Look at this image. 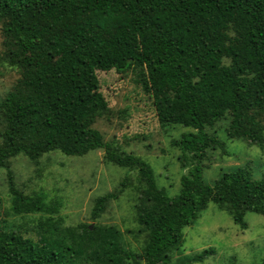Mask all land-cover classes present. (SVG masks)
<instances>
[{"label":"trees","instance_id":"16d2710c","mask_svg":"<svg viewBox=\"0 0 264 264\" xmlns=\"http://www.w3.org/2000/svg\"><path fill=\"white\" fill-rule=\"evenodd\" d=\"M0 39V76L17 74L0 98V169L17 156L102 150L105 163L137 173L133 209L144 235L137 254L123 248L112 226H66L57 199L22 193L8 170L10 212L38 218L34 238L0 230V264H170L183 229L211 202L241 230L246 213L264 218V172L258 179L225 172L210 186L200 168L208 149H223L206 131L218 123L225 122L228 139L264 146V0H0ZM111 70L133 74L162 127L192 129L171 141L185 171L172 198L146 161L93 128L110 113L96 73ZM127 180L95 198L91 220ZM210 252L178 264L202 262Z\"/></svg>","mask_w":264,"mask_h":264},{"label":"rangeland","instance_id":"374dc122","mask_svg":"<svg viewBox=\"0 0 264 264\" xmlns=\"http://www.w3.org/2000/svg\"><path fill=\"white\" fill-rule=\"evenodd\" d=\"M96 74L110 113L97 119L93 128L123 153L134 154L146 161L154 171L157 186L168 197L176 196L185 171L177 160L179 151L171 141L192 129L181 125L162 127L157 121L152 99L134 82L130 72L124 76L114 70L97 71ZM16 77L12 70L0 76V98ZM224 128L225 122H221L213 129H206L216 133L223 149L206 151L200 163L203 181L212 186L222 173L237 171L258 179L264 172V146L259 148L241 140H230ZM102 157L103 151L95 150L79 157L52 152L36 161L24 156L11 159L6 168L0 169V230H16L34 238L31 228L38 218V214L13 215L10 212L9 170L15 187L22 193L30 195L41 191L47 199H57L66 226L79 223L112 226L119 231L124 249L141 254L144 235L137 233L133 209L137 198V173L105 163ZM125 177H128L127 188L117 200L107 204L98 219L91 220L90 210L95 198L117 192ZM244 219L247 228L241 230L225 209L209 203L195 223L183 229L182 243L171 256L170 264H178L181 257L208 249L211 252L206 258L193 264H262L264 218L248 212Z\"/></svg>","mask_w":264,"mask_h":264}]
</instances>
